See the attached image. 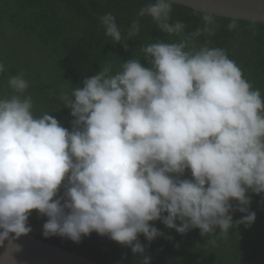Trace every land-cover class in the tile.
Returning <instances> with one entry per match:
<instances>
[{"label":"clouds","instance_id":"9594fccd","mask_svg":"<svg viewBox=\"0 0 264 264\" xmlns=\"http://www.w3.org/2000/svg\"><path fill=\"white\" fill-rule=\"evenodd\" d=\"M172 10L173 0H153L137 15L178 42L156 39L141 47L142 58L121 61L114 74L100 67L62 93L71 130L51 113L34 115L29 82L9 77L13 94L0 98V246L31 233L35 211L46 218L45 238L79 243L95 232L151 264L139 237L150 245L163 236L157 221L181 235L199 229L212 247L255 222L250 194H264V98L224 48L196 47L202 33H214L213 13L186 34ZM99 19L125 50L140 32L138 20L122 32L112 13ZM236 27L235 19L227 25ZM235 212L244 215L234 220Z\"/></svg>","mask_w":264,"mask_h":264},{"label":"trees","instance_id":"16d2710c","mask_svg":"<svg viewBox=\"0 0 264 264\" xmlns=\"http://www.w3.org/2000/svg\"><path fill=\"white\" fill-rule=\"evenodd\" d=\"M150 2L153 0H0V63L5 66V71L0 73V98L13 94L7 83L9 77L23 74L29 82L25 95L33 100L34 115L51 113L71 130L73 118L70 109L64 108L62 93H70L73 86L80 85L85 76L98 73L100 67L111 65L114 74L120 69L121 61L134 55L142 58L141 47L156 39L179 41L180 37L158 30L150 17L137 15L140 8ZM109 12L115 16L122 32H126L133 20L139 21L140 32L126 41L127 50L122 43H112L105 34L99 18ZM202 14L173 4L171 22L182 21L185 33H191L203 28ZM215 17L214 33H202L196 38V47L208 41L210 47L224 48L240 67L244 78L254 89H259L264 98V23L236 20L237 27L229 31L227 25L233 19ZM142 63L145 62L142 60ZM45 219L34 211L29 218L32 232L28 235L99 264H139L142 259L130 248L95 232L79 243L59 236L45 238L42 234ZM154 226L164 235L150 245L142 235L139 237L141 243L147 245L146 254L151 257V264H228L234 256L235 239L248 248L254 241L252 232L263 229L264 221L257 220L250 229H239L243 236L240 238L235 230H230L221 243L224 254L221 246L212 248L203 242L199 249L193 250L185 234L167 229L159 221ZM252 254L255 261L264 258L258 256V252Z\"/></svg>","mask_w":264,"mask_h":264},{"label":"water","instance_id":"95a60500","mask_svg":"<svg viewBox=\"0 0 264 264\" xmlns=\"http://www.w3.org/2000/svg\"><path fill=\"white\" fill-rule=\"evenodd\" d=\"M173 4L218 17L264 23V0H173ZM14 245H19L20 250L15 251ZM13 257L15 264H99L32 235L11 243L6 240L0 246V264H13Z\"/></svg>","mask_w":264,"mask_h":264},{"label":"rangeland","instance_id":"374dc122","mask_svg":"<svg viewBox=\"0 0 264 264\" xmlns=\"http://www.w3.org/2000/svg\"><path fill=\"white\" fill-rule=\"evenodd\" d=\"M251 195V205L250 210L254 211L256 213V219L255 222L251 226H245L243 224L233 228L235 230L237 237H243L241 234H239V229H250L252 228L257 220H263L264 221V194L262 195ZM234 217L239 219L242 215V213L235 212ZM219 230L217 229V233ZM252 236L254 241L252 240L250 244H248V248H244L241 244L239 245V240L235 239L232 247V251L234 252V256L231 257L228 261V264H264V258L260 257L257 261H255L254 255L252 253L258 252V256H264V228L261 230L253 231ZM257 237H260L257 239ZM185 239L189 241L188 244H190L189 247H192L193 250L199 249V246H201L202 242L205 244H209V237H202L200 235L199 229H192L187 234H185ZM255 239H257L255 241ZM223 239H216V246L219 245L223 248L222 254L225 253V248L223 247ZM215 247V246H214ZM213 248V247H212Z\"/></svg>","mask_w":264,"mask_h":264}]
</instances>
